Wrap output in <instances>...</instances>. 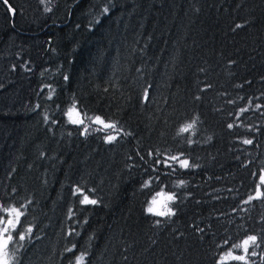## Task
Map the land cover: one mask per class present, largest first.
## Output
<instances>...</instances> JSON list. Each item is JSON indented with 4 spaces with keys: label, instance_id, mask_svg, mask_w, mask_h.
<instances>
[{
    "label": "trees",
    "instance_id": "obj_1",
    "mask_svg": "<svg viewBox=\"0 0 264 264\" xmlns=\"http://www.w3.org/2000/svg\"><path fill=\"white\" fill-rule=\"evenodd\" d=\"M257 104L264 0H0V216L23 212L10 264L242 255L230 246L264 235V200L243 203L264 175ZM71 106L85 123H71ZM97 116L116 124L114 142ZM162 190L178 197L175 215L147 211ZM255 251L262 264L264 244Z\"/></svg>",
    "mask_w": 264,
    "mask_h": 264
},
{
    "label": "snow or ice",
    "instance_id": "obj_2",
    "mask_svg": "<svg viewBox=\"0 0 264 264\" xmlns=\"http://www.w3.org/2000/svg\"><path fill=\"white\" fill-rule=\"evenodd\" d=\"M5 3H7V0H4ZM46 11H51V9H45ZM9 11L12 12L13 15H15L16 10L13 9L11 6H9ZM107 11V10H105ZM243 25L237 24L235 28H241ZM235 30V29H233ZM67 79V77H65ZM251 103V101L249 102ZM257 109H260L261 107H264L260 104H257L255 106ZM248 111V108H241L240 113H245ZM264 114V113H262ZM55 123V121H53ZM71 123L76 125H82L84 123L83 119L78 120H71ZM95 123L102 125L105 129H113L116 128V124L113 123H106L103 119H101L99 116L95 117ZM196 124V121L193 120L192 123L187 124L185 127H183L180 131L187 133L192 128H194ZM229 129H232L234 127L233 123H229L227 125ZM256 131H259V129H255ZM84 133H87V129H84ZM116 140L115 136H107L106 142L112 143ZM246 145H252L253 140L252 139H244L242 141ZM191 143V141H189ZM143 158V157H142ZM171 160L176 161L179 163L181 168L188 169L190 167H193L194 165H191L189 160L187 159H181L179 156H172L170 157ZM158 163V162H157ZM168 167H171V165H167ZM255 175V174H253ZM181 184H183V181H181ZM261 185H264V175L259 176V185L257 186V190L255 192V195H249L248 199L243 201V203L248 204L252 200L261 199L264 200V191H260L259 187ZM158 196L160 197L159 200L154 199L152 201L151 207L147 209L149 213L154 214L157 217H169L172 215H175L172 208L168 207L169 202H174L178 199L176 194L171 195H165L163 191L158 193ZM83 204H90V205H96L98 201L96 199H89L88 196H84L83 200L80 201ZM2 211L5 213H8V216H0V225L3 227H0V237H3L2 240H0V264H9V261L7 259V249L9 246V243L13 240V236L11 235L12 230H16V226L18 224H21V217L23 216V212L20 210V208H7L3 207ZM160 220L156 221V224H159ZM29 232H31V229H28ZM202 231V230H200ZM262 232H264V229H262ZM17 234L19 232L17 231ZM20 240H24V235H19ZM224 244H229L228 240L224 241ZM264 244V235L262 234H255V235H248L246 239L243 240L242 244H232L230 248H236V249H242L243 254L242 255H234L231 250H229L225 256V259L231 258L234 261H240L242 264H255V261L249 260V255L256 256L257 253L255 249L260 248L261 245ZM76 246L73 245V248ZM73 248L66 249L68 252H72ZM262 264H264V255H261L260 257ZM77 264H83V255L77 258ZM221 264H223V261H221Z\"/></svg>",
    "mask_w": 264,
    "mask_h": 264
},
{
    "label": "rangeland",
    "instance_id": "obj_3",
    "mask_svg": "<svg viewBox=\"0 0 264 264\" xmlns=\"http://www.w3.org/2000/svg\"><path fill=\"white\" fill-rule=\"evenodd\" d=\"M68 117H69V119H70V121L71 120H78V119H83V121H84V123H85V117L81 114V112L79 111V109L76 107V106H71L69 109H68ZM90 123L92 124V125H94V126H96V127H100V128H102V129H105V128H103V126L102 125H99V124H97V123H95V118H91L90 119ZM105 130H107V129H105ZM110 132H109V134L111 135V136H117L115 133V130H113V129H110L109 130ZM109 135V136H110ZM181 159H183V158H181ZM176 162V161H175ZM178 163V162H177ZM163 192H164V194L165 195H171L172 193H169V192H166V191H164V190H162ZM161 191H159V192H157L156 194H154V196L151 198V200H150V202H149V204H148V207H147V209L149 208V207H151V206H153L152 205V201L154 200V199H157V200H159L160 199V197L158 196V193H160ZM168 207H170V208H172V210H173V202H169V204H168ZM3 216H5V217H7L8 216V213H5L4 212V214H3ZM18 226V225H17ZM17 226H16V228H17ZM0 227H3L2 225H0ZM14 231L15 230H12L11 231V235L13 236V234H14ZM3 239V237H0V240H2ZM11 243V242H10ZM10 243H9V246H10ZM9 246H8V249H7V259H8V261H9V264L11 263V261H12V259H13V256L10 254V249H9ZM233 252V251H232ZM242 252H243V250H242ZM234 253V252H233ZM235 255V254H234ZM226 256V255H225ZM225 256L223 257V259H222V261L223 262H229V261H232V259L231 258H228V259H225Z\"/></svg>",
    "mask_w": 264,
    "mask_h": 264
}]
</instances>
